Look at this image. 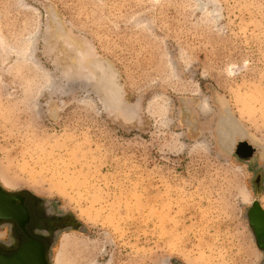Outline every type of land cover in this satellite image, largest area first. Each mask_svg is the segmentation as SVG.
Returning a JSON list of instances; mask_svg holds the SVG:
<instances>
[{
	"label": "rangeland",
	"instance_id": "rangeland-1",
	"mask_svg": "<svg viewBox=\"0 0 264 264\" xmlns=\"http://www.w3.org/2000/svg\"><path fill=\"white\" fill-rule=\"evenodd\" d=\"M1 183L52 258L264 264V0H0Z\"/></svg>",
	"mask_w": 264,
	"mask_h": 264
},
{
	"label": "flooded vegetation",
	"instance_id": "flooded-vegetation-1",
	"mask_svg": "<svg viewBox=\"0 0 264 264\" xmlns=\"http://www.w3.org/2000/svg\"><path fill=\"white\" fill-rule=\"evenodd\" d=\"M242 147L237 156L243 158ZM0 198L4 209L0 211V257L12 258L25 245H39L43 249V261L52 263L50 248L60 234L66 230L78 231L80 227L72 216L58 214L50 203L26 193H13L4 190ZM252 230L254 228L252 227ZM257 248L264 256V235L255 237ZM37 259V258H36Z\"/></svg>",
	"mask_w": 264,
	"mask_h": 264
},
{
	"label": "water",
	"instance_id": "water-1",
	"mask_svg": "<svg viewBox=\"0 0 264 264\" xmlns=\"http://www.w3.org/2000/svg\"><path fill=\"white\" fill-rule=\"evenodd\" d=\"M4 188L0 186V198H4ZM4 209V204L0 202V211ZM248 223L253 227V235L260 238L264 235V210L258 201L252 203L248 214ZM37 258V259H36ZM0 264H45L43 261V249L41 246L27 244L12 258L0 257Z\"/></svg>",
	"mask_w": 264,
	"mask_h": 264
},
{
	"label": "bare ground",
	"instance_id": "bare-ground-1",
	"mask_svg": "<svg viewBox=\"0 0 264 264\" xmlns=\"http://www.w3.org/2000/svg\"><path fill=\"white\" fill-rule=\"evenodd\" d=\"M1 186L5 190H8V188L4 184L1 183ZM260 205L264 210V206L261 201H260ZM70 244H72V241L67 236L65 235L61 236L58 244L59 245L58 250L54 254L52 259L53 264H72L67 258V248Z\"/></svg>",
	"mask_w": 264,
	"mask_h": 264
},
{
	"label": "trees",
	"instance_id": "trees-1",
	"mask_svg": "<svg viewBox=\"0 0 264 264\" xmlns=\"http://www.w3.org/2000/svg\"><path fill=\"white\" fill-rule=\"evenodd\" d=\"M242 145H244V146H245V145H247V144H246V143H242Z\"/></svg>",
	"mask_w": 264,
	"mask_h": 264
}]
</instances>
